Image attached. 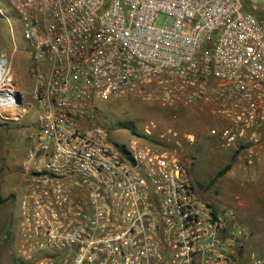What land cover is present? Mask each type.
Wrapping results in <instances>:
<instances>
[{
    "label": "built area",
    "instance_id": "obj_1",
    "mask_svg": "<svg viewBox=\"0 0 264 264\" xmlns=\"http://www.w3.org/2000/svg\"><path fill=\"white\" fill-rule=\"evenodd\" d=\"M4 1L36 110L12 199L13 264H264L175 151L135 135L110 143L97 119L101 102L147 88L211 116L207 135L249 163L264 139V0ZM0 61V111L17 117Z\"/></svg>",
    "mask_w": 264,
    "mask_h": 264
},
{
    "label": "rangeland",
    "instance_id": "obj_2",
    "mask_svg": "<svg viewBox=\"0 0 264 264\" xmlns=\"http://www.w3.org/2000/svg\"><path fill=\"white\" fill-rule=\"evenodd\" d=\"M0 57L7 62L12 77L11 87L19 93L20 107L16 116L0 111V264H13L8 234L14 219L12 198L21 182L20 165L27 147L26 131L34 122L33 83L27 73L26 45L16 13L0 0ZM259 3L260 0H250ZM256 16L264 14L255 11ZM162 18L158 17L157 24ZM143 91V92H139ZM126 92L108 98L97 108V119L108 133L110 143H127L131 134L154 148L175 151L183 162L199 196L218 208H232L238 226L246 233L249 252L264 254V182L250 189L246 179L244 152L224 149L207 135L217 121L196 107L167 105L154 94ZM148 127L149 134L143 133ZM186 136H191L187 141ZM228 166L220 177L218 171Z\"/></svg>",
    "mask_w": 264,
    "mask_h": 264
},
{
    "label": "crops",
    "instance_id": "obj_3",
    "mask_svg": "<svg viewBox=\"0 0 264 264\" xmlns=\"http://www.w3.org/2000/svg\"><path fill=\"white\" fill-rule=\"evenodd\" d=\"M246 179L249 181L250 189L259 187L264 182V139L256 150V157L247 163Z\"/></svg>",
    "mask_w": 264,
    "mask_h": 264
},
{
    "label": "trees",
    "instance_id": "obj_4",
    "mask_svg": "<svg viewBox=\"0 0 264 264\" xmlns=\"http://www.w3.org/2000/svg\"><path fill=\"white\" fill-rule=\"evenodd\" d=\"M131 135H134V134H131ZM135 136H136V135H135ZM142 138H143V137H142ZM233 152H238V150L233 151ZM227 169H228V166L225 167L224 169L218 171V172L216 173V175H215V178L220 177L225 171H227ZM11 198L13 199V196H11ZM9 225H10V227L12 226L11 220H10ZM10 236H11V233L8 234V242L10 241ZM11 260H12V258H11ZM12 261H13V260H12ZM13 263H14V262H13Z\"/></svg>",
    "mask_w": 264,
    "mask_h": 264
},
{
    "label": "water",
    "instance_id": "obj_5",
    "mask_svg": "<svg viewBox=\"0 0 264 264\" xmlns=\"http://www.w3.org/2000/svg\"><path fill=\"white\" fill-rule=\"evenodd\" d=\"M13 97H14V102L19 105L20 104V96L18 92H14L13 93Z\"/></svg>",
    "mask_w": 264,
    "mask_h": 264
},
{
    "label": "bare ground",
    "instance_id": "obj_6",
    "mask_svg": "<svg viewBox=\"0 0 264 264\" xmlns=\"http://www.w3.org/2000/svg\"><path fill=\"white\" fill-rule=\"evenodd\" d=\"M0 64H1V61H0ZM9 109H11V110H12L13 112H15V113L17 112V111H14V110H13L14 108H11V107H10Z\"/></svg>",
    "mask_w": 264,
    "mask_h": 264
}]
</instances>
